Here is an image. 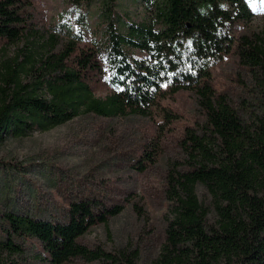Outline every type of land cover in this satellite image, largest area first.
<instances>
[{
	"label": "trees",
	"instance_id": "1",
	"mask_svg": "<svg viewBox=\"0 0 264 264\" xmlns=\"http://www.w3.org/2000/svg\"><path fill=\"white\" fill-rule=\"evenodd\" d=\"M65 1L81 6L92 0ZM141 1L144 18L131 20L117 0H103L101 43L74 34L50 54L33 50L5 59L0 142L82 113L147 115L160 96L189 91L203 121L184 128L180 157L164 159L159 139L138 154L141 163L165 161V226L151 264H264V32H235L234 18L252 16L246 0ZM33 10V0H0V50L34 29ZM57 40L50 36V48ZM228 53L249 78L237 106L211 80L213 65ZM134 209L143 214L137 204ZM121 210L80 197L69 200L63 220L1 212L0 264H30L29 251L43 264L76 258L137 264V249L113 253L79 241Z\"/></svg>",
	"mask_w": 264,
	"mask_h": 264
},
{
	"label": "rangeland",
	"instance_id": "2",
	"mask_svg": "<svg viewBox=\"0 0 264 264\" xmlns=\"http://www.w3.org/2000/svg\"><path fill=\"white\" fill-rule=\"evenodd\" d=\"M34 21L28 35L0 50V64L28 51L50 54L68 36L83 34L101 43L100 12L103 0L74 6L65 0H33ZM249 21L233 19L236 33L264 32V0H246ZM122 15L141 20V0H117ZM57 37L50 48V36ZM49 51V52H48ZM234 53L223 55L212 67V84L236 106L244 96L249 78ZM99 94V93H98ZM203 119L193 94L180 91L160 96L147 115L101 117L82 113L47 131H32L20 138L0 142V213L13 211L48 220L65 219L69 200L93 197L106 206L119 205V214L90 228L79 241L89 247L118 253L137 249V264H151L163 240L166 203L163 198L165 158H179L180 140L188 125ZM164 159L147 164L139 158L142 145L158 140ZM152 154V153H151ZM139 159V161H137ZM145 164L142 169L141 166ZM201 201L208 196L198 188ZM134 204L143 209L138 214ZM28 253L30 264H43ZM64 264H108L81 258Z\"/></svg>",
	"mask_w": 264,
	"mask_h": 264
}]
</instances>
